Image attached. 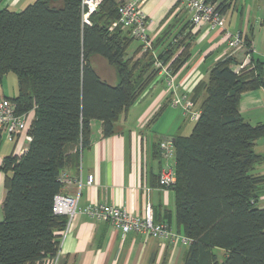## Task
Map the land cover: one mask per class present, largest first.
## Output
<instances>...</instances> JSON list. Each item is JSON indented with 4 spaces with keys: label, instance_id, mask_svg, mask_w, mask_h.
<instances>
[{
    "label": "trees",
    "instance_id": "trees-1",
    "mask_svg": "<svg viewBox=\"0 0 264 264\" xmlns=\"http://www.w3.org/2000/svg\"><path fill=\"white\" fill-rule=\"evenodd\" d=\"M229 1L216 2L221 13ZM121 2L101 0L89 24L82 21L80 0L0 8V78L13 71L17 94L7 98L19 112L34 109L28 149L5 156L0 166V264H44L56 254L67 217L52 211L53 197L62 190L64 170L77 171L91 121L112 134L114 123L160 71L154 60L175 74L190 56L188 24L180 38L168 41L165 33L153 40L152 49L162 46L155 57L150 50L135 57L141 44L128 56L135 39L115 25ZM240 38L248 62L237 71L231 55L213 64L191 92L199 117L188 135L174 138L175 182L169 188L176 232L190 240L183 264H264V174L252 173L264 159L254 151V141L264 138V123L250 124L238 110L242 93L264 87L263 62L252 56L249 38ZM94 56L114 69L115 84L100 77Z\"/></svg>",
    "mask_w": 264,
    "mask_h": 264
},
{
    "label": "crops",
    "instance_id": "crops-1",
    "mask_svg": "<svg viewBox=\"0 0 264 264\" xmlns=\"http://www.w3.org/2000/svg\"><path fill=\"white\" fill-rule=\"evenodd\" d=\"M33 1L0 0V8L20 11ZM256 3L258 5L255 8ZM141 8L148 18L147 33L152 41L165 33H168V41L180 38L179 32L188 24L185 32L189 30L192 35L190 56L175 72L177 90L171 91L165 84L163 74L158 71L140 98L114 123L112 134L103 133L100 121H91L90 143L80 152L77 171L65 169L63 173L70 177L80 173L83 181L87 175L93 176L91 184L84 183L80 188V206L89 203L115 204L141 214L145 203L149 202L155 221L165 222L176 231L173 190L157 185L163 160L156 152V146L167 136L175 138L176 135L184 134L156 131L150 134L152 125L168 108L181 113L179 106L174 108L171 103L177 101L182 91L191 95L194 86L206 78L218 59L226 55L233 56L235 63L232 69L243 63L247 58L246 48L229 47L226 38L228 33H240L242 38H249L252 56L263 62L264 79V0H244L242 3L241 0L240 3L239 0H230L222 13L223 27L214 29L205 25H192L179 0H143ZM139 45L137 41L128 56ZM157 49L150 47L148 50L155 57ZM143 52L141 47L135 57ZM113 73L115 75L112 72L109 78L100 75L111 81L114 80ZM0 96L8 97L3 93ZM238 110L242 117L244 112L249 114L246 119L243 117L246 122L264 123V87L242 93ZM29 114L28 129L34 118L33 108ZM28 146L29 140H26L24 133L14 138L0 134V166L5 156H19ZM254 151L264 155V138L254 141ZM254 174H264V159L255 165ZM4 178L5 172L0 169V221L4 217ZM76 191L77 185L73 183H64L61 190L63 194H74ZM260 201L263 206L264 196ZM181 236L179 234V237L170 240L140 232L122 233L104 221L79 213L74 216L71 228L60 244L59 264H183L188 244L183 243ZM221 253L223 255V251Z\"/></svg>",
    "mask_w": 264,
    "mask_h": 264
},
{
    "label": "built area",
    "instance_id": "built-area-1",
    "mask_svg": "<svg viewBox=\"0 0 264 264\" xmlns=\"http://www.w3.org/2000/svg\"><path fill=\"white\" fill-rule=\"evenodd\" d=\"M101 0H80L82 8V21L89 24V15L94 12ZM143 0H122L118 6V18L115 22L124 29L130 31V35L140 42L142 51L151 47L152 40L147 33L148 18L144 14L141 3ZM179 4L189 15V21L192 25H205L209 29L221 28L224 24L223 14L220 12L217 3L210 0H179ZM228 46L238 48L243 46L239 33L226 34ZM247 58L239 64L234 71L242 68L248 61ZM153 67L159 68L163 74L166 86L171 91H176L178 83L175 74L161 61L154 60ZM173 107L179 106L181 113L189 120L194 121L200 115V108L196 106L191 95L187 91H182L177 101L172 102ZM30 122L29 111L19 112L14 101L7 97L0 96V134L8 138H14L20 134L25 135L26 140L30 141L28 126ZM160 157L163 160L162 167L158 175V186L160 188H169L175 182L174 172V146L169 140H163L159 144ZM61 179L64 183H73L77 185V191L74 194L57 193L53 197L52 211L55 214H63L67 217L65 226L60 231L59 248L52 258L45 260L44 264H59L60 244L66 234L69 232L72 220L76 214L82 213L91 218L104 221L112 228L120 230L122 233L140 232L148 234L155 238H166L172 240L179 237L165 222L154 221L151 206L149 202L144 205L143 213L135 214L126 207L106 203H89L85 206L79 205L80 188L85 183H92L93 176L87 175L83 181L81 174L75 177L62 173ZM183 243L188 244L189 239L181 236Z\"/></svg>",
    "mask_w": 264,
    "mask_h": 264
},
{
    "label": "rangeland",
    "instance_id": "rangeland-1",
    "mask_svg": "<svg viewBox=\"0 0 264 264\" xmlns=\"http://www.w3.org/2000/svg\"><path fill=\"white\" fill-rule=\"evenodd\" d=\"M242 2H244V0H241V3ZM257 5L258 4L256 3L255 8L257 7ZM136 44H137V40H134L130 45L127 53H130V51L136 46ZM92 60L96 69L99 71V73L102 76L109 78L112 75V72H114L113 68L109 66L102 57L94 56ZM101 75L100 77H102ZM113 76H114V80L111 81L105 78L102 79H105V81H107L108 83L113 84L116 82L114 73ZM0 93H3L8 97H13L17 94V78H16V74L13 71L7 72L4 76L0 78ZM180 114L182 113H179L177 109L173 110L171 108H168V110L152 125L153 128L150 134L156 131V133H165V134L179 133V134L188 135L189 132L191 131L193 121L189 120L185 116L183 117V115ZM243 117L246 119V117H249V114L247 112H244ZM252 173H254V169L252 170ZM261 202L262 201H260L259 203L261 204ZM221 252L222 251H220L219 249L217 250V254L219 256L222 254Z\"/></svg>",
    "mask_w": 264,
    "mask_h": 264
},
{
    "label": "water",
    "instance_id": "water-1",
    "mask_svg": "<svg viewBox=\"0 0 264 264\" xmlns=\"http://www.w3.org/2000/svg\"><path fill=\"white\" fill-rule=\"evenodd\" d=\"M165 139H166V140H169V141H171V142H174V138H173V137H169V136H167V137H165Z\"/></svg>",
    "mask_w": 264,
    "mask_h": 264
}]
</instances>
